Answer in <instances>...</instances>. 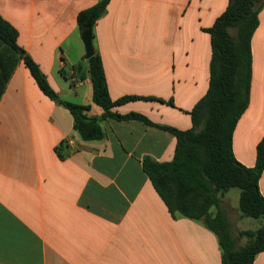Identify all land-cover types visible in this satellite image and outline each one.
Segmentation results:
<instances>
[{"label": "crops", "instance_id": "crops-1", "mask_svg": "<svg viewBox=\"0 0 264 264\" xmlns=\"http://www.w3.org/2000/svg\"><path fill=\"white\" fill-rule=\"evenodd\" d=\"M97 1L0 0V14L59 95L91 104L89 114L99 116L77 22ZM228 1L109 0L92 36L109 95L141 97L112 110L190 128L209 87L207 29ZM258 19L249 104L232 137L235 157L249 167L264 136V3ZM101 125L102 139H82L69 109L43 93L20 53L0 39V264H221L217 235L172 213L143 169L146 156L171 160L176 137L138 119ZM259 189L264 194V170ZM239 196L233 187L220 197L233 235L232 221L238 231L264 223L241 215ZM253 264H264V250Z\"/></svg>", "mask_w": 264, "mask_h": 264}, {"label": "trees", "instance_id": "trees-1", "mask_svg": "<svg viewBox=\"0 0 264 264\" xmlns=\"http://www.w3.org/2000/svg\"><path fill=\"white\" fill-rule=\"evenodd\" d=\"M109 0H99L79 11L77 22L81 31H92L106 10ZM264 0H229L226 9L207 30L211 35L212 57L207 92L191 110L192 126L179 129L154 123L138 112L121 114L112 108L123 102L141 98L124 95L113 100L108 91L102 58L95 52L88 58L92 83V100L103 112L90 115L91 104L63 99L50 84L47 75L35 59L17 43V29L0 14V39L18 51L45 95L69 109L74 128L84 140L105 136L101 120L138 119L168 130L176 137L173 158L157 161L143 158V169L172 213L201 220L218 237L221 264H253L255 256L264 250V223L256 229H246L247 242L238 243L220 207L224 191L240 189L239 211L243 216L264 217V194L259 179L264 170V136L257 144L254 166H246L233 153L234 128L249 104L251 86V38L259 24L258 12ZM78 69L79 65H73ZM61 72L67 76L64 69ZM71 77V75H70ZM61 145L57 153L63 157Z\"/></svg>", "mask_w": 264, "mask_h": 264}, {"label": "water", "instance_id": "water-1", "mask_svg": "<svg viewBox=\"0 0 264 264\" xmlns=\"http://www.w3.org/2000/svg\"><path fill=\"white\" fill-rule=\"evenodd\" d=\"M82 39L85 45V57L88 59L90 56H92L95 53L92 31L90 29L83 30Z\"/></svg>", "mask_w": 264, "mask_h": 264}, {"label": "rangeland", "instance_id": "rangeland-1", "mask_svg": "<svg viewBox=\"0 0 264 264\" xmlns=\"http://www.w3.org/2000/svg\"><path fill=\"white\" fill-rule=\"evenodd\" d=\"M229 214L231 216V219L234 218V214L233 213H229ZM231 225H232V230L234 231V235L233 236H235L238 239L237 240L238 243L239 244H243V243L247 242L248 237L246 235L239 236L240 231H238V229H236V227L233 225V221L231 222Z\"/></svg>", "mask_w": 264, "mask_h": 264}]
</instances>
